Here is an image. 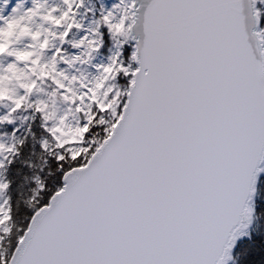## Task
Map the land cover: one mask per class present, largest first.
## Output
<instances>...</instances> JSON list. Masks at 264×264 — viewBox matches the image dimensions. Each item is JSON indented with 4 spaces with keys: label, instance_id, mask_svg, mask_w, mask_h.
<instances>
[{
    "label": "snow or ice",
    "instance_id": "snow-or-ice-1",
    "mask_svg": "<svg viewBox=\"0 0 264 264\" xmlns=\"http://www.w3.org/2000/svg\"><path fill=\"white\" fill-rule=\"evenodd\" d=\"M0 264H264V0H0Z\"/></svg>",
    "mask_w": 264,
    "mask_h": 264
}]
</instances>
